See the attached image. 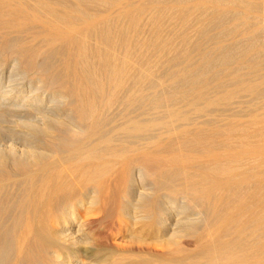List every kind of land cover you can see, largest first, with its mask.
<instances>
[{
	"label": "bare ground",
	"instance_id": "obj_1",
	"mask_svg": "<svg viewBox=\"0 0 264 264\" xmlns=\"http://www.w3.org/2000/svg\"><path fill=\"white\" fill-rule=\"evenodd\" d=\"M263 10L0 0V264H264ZM113 177L129 246L91 247Z\"/></svg>",
	"mask_w": 264,
	"mask_h": 264
},
{
	"label": "rangeland",
	"instance_id": "obj_2",
	"mask_svg": "<svg viewBox=\"0 0 264 264\" xmlns=\"http://www.w3.org/2000/svg\"><path fill=\"white\" fill-rule=\"evenodd\" d=\"M263 30H264V24H263L261 30L259 31L260 33L258 32V34H257L258 39L261 41V43L258 39H257L258 41L257 40L254 41L255 42L254 44L257 46H259V45L261 46V44L262 45L264 44V31ZM241 40H242V42H241ZM241 40L239 41V44H243V43L245 44V40L244 39H241ZM263 96H264V91L262 90V99H264ZM251 100L252 99L250 97L241 96V97L236 99L234 104H232L228 107H225V108H218L217 113L219 114V113L223 112L224 114H226V115L229 114L231 116L245 115L246 113H249L256 108H259L260 106H263V104H264V103L261 104L262 103L261 100L259 102L253 101V100L251 101ZM251 104H254V105H251ZM119 109L121 111H123V107L122 108L115 107L112 111L113 113H111V116L109 115L110 124L106 128V131H110L115 126L121 124L120 123L121 121L119 120V117H118L121 114V111ZM248 109H250V110H248ZM145 110H147V112ZM140 111L142 113H140ZM143 111H144V113H143ZM149 111H150L149 109H140L139 114H141L140 116L143 119H145V117H146L145 115H147V113ZM116 112H118V113H116ZM143 114H144V116H143ZM4 125L7 126L9 124L4 123ZM4 132L6 133L5 129H4ZM3 135H4V133H3ZM3 135L1 134L0 139L2 137H4ZM5 135L7 136V133ZM6 136L4 137V139L2 138L0 141H2V140L5 141V138H7ZM2 143H4V142H2ZM114 181H116L115 177H113L111 179V184H108V186L106 187V191H107L106 194L108 193V196L101 203L99 215L98 214L97 215H90L91 218H94L95 220L98 219L100 221H96L93 224H91L85 228L86 234L90 237V240H91V244H90L91 247H96L98 244H102V246L112 247L114 245V244H112V242H114L115 244L120 246V248H124V247L129 246V243L127 241L128 239L126 238V236H124L125 235L124 223H123L124 219H123V217L120 216V213H119V208L121 206H123V201L121 199H119V193L120 192L117 189V187L115 185L116 183ZM174 214H175V212H174ZM119 223H121V226L119 225ZM122 226H123V228H121ZM103 243H105V244H103ZM181 243L193 245L195 243V239L194 238L193 239L185 238V239L181 240ZM125 245H127V246H125ZM155 251L156 252H163V249L161 250V246L157 245V246H155Z\"/></svg>",
	"mask_w": 264,
	"mask_h": 264
}]
</instances>
